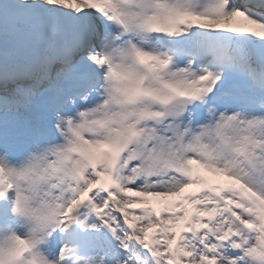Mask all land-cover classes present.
Instances as JSON below:
<instances>
[{
	"label": "snow or ice",
	"instance_id": "1",
	"mask_svg": "<svg viewBox=\"0 0 264 264\" xmlns=\"http://www.w3.org/2000/svg\"><path fill=\"white\" fill-rule=\"evenodd\" d=\"M29 252L264 264V0H0V264Z\"/></svg>",
	"mask_w": 264,
	"mask_h": 264
},
{
	"label": "clouds",
	"instance_id": "2",
	"mask_svg": "<svg viewBox=\"0 0 264 264\" xmlns=\"http://www.w3.org/2000/svg\"><path fill=\"white\" fill-rule=\"evenodd\" d=\"M21 196H24V195H27V193H21L20 194ZM43 209H42V206L40 204L39 201H37L36 199H32L31 201V204L28 205V204H21V206L19 207H16L15 205L13 206V214L15 216H17L18 218H20L21 220L25 221L26 224L30 222V213L31 212H36V213H39L41 212ZM31 229L30 228H27L25 229V233H26V236H27V233L30 231ZM35 239L37 241H39L41 239L40 237V232L37 230L36 233H35ZM39 246V245H38ZM31 257V252L29 253H26L25 254V264L26 262L30 259Z\"/></svg>",
	"mask_w": 264,
	"mask_h": 264
},
{
	"label": "bare ground",
	"instance_id": "3",
	"mask_svg": "<svg viewBox=\"0 0 264 264\" xmlns=\"http://www.w3.org/2000/svg\"><path fill=\"white\" fill-rule=\"evenodd\" d=\"M22 26H20L19 32L15 35L14 41H12V36H9V40L16 46V49H19L18 52L21 56L31 51L37 43L34 41V32L25 27L22 30ZM19 42L22 43L21 46H19Z\"/></svg>",
	"mask_w": 264,
	"mask_h": 264
}]
</instances>
